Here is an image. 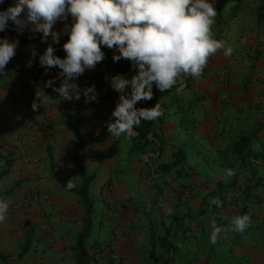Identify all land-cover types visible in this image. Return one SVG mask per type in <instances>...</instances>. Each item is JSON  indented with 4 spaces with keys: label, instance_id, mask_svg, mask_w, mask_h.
I'll return each mask as SVG.
<instances>
[{
    "label": "rangeland",
    "instance_id": "1",
    "mask_svg": "<svg viewBox=\"0 0 264 264\" xmlns=\"http://www.w3.org/2000/svg\"><path fill=\"white\" fill-rule=\"evenodd\" d=\"M217 14H220L219 10ZM215 21L212 28L214 37L223 40L226 47L234 49L235 46V51L240 50L237 57L233 54L231 57L242 62L239 64H245L244 29L238 39L240 44L232 45L230 42H236L237 39L227 37L233 29L229 17L217 15ZM65 23L70 24L71 18L58 21L53 26V31L60 34L59 43H54L51 36L47 44L42 43L40 33L33 34L28 30L20 34L12 21L0 32V37L19 40L14 57L4 72L0 73V123L5 128L0 132V199L9 202V208L16 211V232L22 241L20 247L28 239L31 255L45 256L51 250L57 254L65 250V244H68V249L73 248L82 224L83 210L79 198L62 188L53 173L66 177L75 186L80 184L71 160L74 135L64 125L61 109L55 101L48 99L37 110L32 108L36 94L42 97L46 95V81L53 82L50 89L59 96L55 89L63 83L61 70L58 67H42L39 55L48 44L53 46L55 55L61 58L66 55L63 50V44L68 39L63 32ZM33 49L35 58L32 57ZM102 50L105 59L93 70H86L75 81L81 90L78 100L81 102L83 124L80 131L85 140L80 155L87 171L95 173L90 186L93 201L92 231L85 245L92 264H161L158 258L170 254H166L151 238L161 237L162 231L158 213L161 185L157 181L162 173L159 169L161 163H157V159L170 146L171 140L167 134L172 133L173 128L172 124L168 127L167 123L172 119L170 116L174 110L186 112L194 101L198 103L211 99L217 105L216 98L221 99V102L226 100L223 92H227L224 90L233 70L227 63L229 56L219 50L209 58L202 76L186 77L183 87L160 92L154 85L152 99L142 100L136 107H151L153 100L161 105L163 115L155 120L154 126L159 146L147 144L143 149L144 141L134 139L135 130L134 134H123L119 138L108 132L107 124L110 119H115L111 113L120 95L111 88L109 78L116 74L131 77L136 72L127 67L123 58L119 62L113 61L114 49L102 47ZM253 51L254 60L236 70L243 80V87L239 89L242 98L239 108L248 118L249 114L252 115L254 125L264 128L263 51L257 44ZM29 59L33 61L31 67L27 66ZM220 70L228 71L227 79L217 78ZM93 84L98 100L86 102L83 89ZM62 100L66 108L74 113L77 99ZM256 145L264 150L263 143L257 141ZM201 146L200 142L195 144L197 148ZM227 162L228 166L224 167L234 174L228 175L224 183L226 188L238 182L244 186L252 184V169L249 166L245 165L244 170L240 171L229 166L231 160ZM261 181V189L254 196L244 194L241 200L227 197L220 216L214 213V204L206 201L202 202L206 211L204 215L195 216L199 208L187 215L177 231L178 241L172 264H264V205H258L261 195H264V175ZM193 189V185L187 187L185 195L192 194ZM242 214L250 215L251 223L241 233L233 230L231 221ZM180 219L179 216H173L168 222ZM213 219L224 229L214 244L209 238ZM57 238L62 240V246H58Z\"/></svg>",
    "mask_w": 264,
    "mask_h": 264
},
{
    "label": "clouds",
    "instance_id": "2",
    "mask_svg": "<svg viewBox=\"0 0 264 264\" xmlns=\"http://www.w3.org/2000/svg\"><path fill=\"white\" fill-rule=\"evenodd\" d=\"M4 0H0L3 4ZM215 0H13L6 9L0 10V32L9 21L15 30L23 34L40 33L42 43L51 36L59 43V33L53 31L58 21L65 23L63 32L68 39L63 44L66 55L61 58L54 54L51 44L39 55L42 67H58L63 83L55 91L65 100L80 99L81 90L75 81L86 70H93L105 59L102 47L114 49L113 61L122 58L137 69L131 77L124 74L111 76L110 86L118 92L119 100L107 124L111 136L132 135L142 121H155L163 115L161 105L136 107L142 100H151L153 86L160 92L173 87H183L186 77L202 76L210 57L219 50L231 56L233 49L225 46L223 40L213 35L217 17ZM19 40L0 37V73L14 57ZM32 57H36L33 49ZM29 59L27 66H32ZM46 81L45 87L52 86ZM130 88V91H129ZM45 93V92H44ZM86 102L98 100L95 85L83 89ZM33 110L48 102V96L36 94ZM234 173L229 170L228 175ZM75 185L67 184L69 189ZM211 204L223 206L219 199ZM9 202L0 199V223L4 222ZM236 232H244L251 223L248 214L232 218ZM210 242L216 243L224 229L213 219Z\"/></svg>",
    "mask_w": 264,
    "mask_h": 264
},
{
    "label": "crops",
    "instance_id": "3",
    "mask_svg": "<svg viewBox=\"0 0 264 264\" xmlns=\"http://www.w3.org/2000/svg\"><path fill=\"white\" fill-rule=\"evenodd\" d=\"M12 3L13 0H4L3 4H0V10L2 7L6 9V6ZM215 7L217 13L218 10L220 11L219 16L229 17V23L233 29L228 32L227 37L237 39L236 42H230V44H240L238 39L244 29L243 41L246 45V54L243 63L248 65L254 60L253 50L256 44L263 51L261 56L264 61V0H215ZM239 52L240 50L235 51L234 46L232 54L237 57ZM232 58L234 57L230 56L227 59L228 66L233 70L224 90L227 92H223L227 99L221 102V99L216 98L217 105L211 99L200 101L189 112L174 110L173 115L170 116L172 119L167 123L168 127L172 124L173 128L172 133L167 134L171 140L170 146L157 159V163H170L173 147H183L186 153L183 170L188 172L185 174L177 167L167 173H162L157 178L161 185V205L158 211L161 236L164 235L168 221L172 220L173 216L182 218L192 214L193 210L203 205V200L210 204L216 198V194L226 188L224 183L228 180V170L224 166H228L227 160H231L229 166H234V169L244 170L231 152V146L238 135L245 134L253 128L254 121L251 119L252 115L249 114L250 118H248L247 114L239 108V101L242 99L239 89L243 87V80L240 72L236 70L241 69L245 64H239L242 62ZM259 131L261 132L259 136L257 134V141L263 143L264 148V128L261 127ZM198 142L202 143L200 148L195 147ZM177 169L183 173L177 175ZM192 185L194 186L192 194L186 196V188ZM15 217L16 211L9 208L4 222L0 223V264H75L73 250L68 249V244L64 245V251L57 254L51 250L45 256L31 255V251H27L21 258H18L22 241L16 232L18 226ZM180 220L171 223H180ZM63 238L66 239L67 236ZM56 241L58 246L63 245L60 238Z\"/></svg>",
    "mask_w": 264,
    "mask_h": 264
},
{
    "label": "trees",
    "instance_id": "4",
    "mask_svg": "<svg viewBox=\"0 0 264 264\" xmlns=\"http://www.w3.org/2000/svg\"><path fill=\"white\" fill-rule=\"evenodd\" d=\"M125 60L127 67L133 69L136 72L137 69L132 67L131 62L127 59ZM177 93L178 92L176 91V94ZM46 94L49 99L55 101L57 105L61 108V112L64 118V125L66 126L67 130L72 132L75 138V143L72 146L71 160L73 163V167L76 169L77 174L79 176L80 184L69 189L67 187V184L69 182L67 181L66 177H63L57 174L56 172L53 173L56 181L62 188L73 192L79 198V202L83 210L81 218L82 224L76 235L75 243L72 248L75 264H92L90 261V255L85 245V240L90 236V233L92 231L93 201L90 194V186L95 178V173H89L87 171L83 163V159L80 155V151L85 143V140L80 131V126L83 124V117L80 113L81 102L80 100L76 101L74 107V114H72L71 111L68 110L64 105L62 98L52 93L50 86L46 87ZM156 103L159 102L157 100H153L151 102V107L155 106ZM196 103L197 101H194L192 107L186 109V112L192 111ZM154 126L155 121H143L138 127L134 129L136 131L134 139H137L138 141H144L143 149L146 148L147 144L151 147L156 145L159 146V141L157 138L158 134ZM260 129L261 126L255 124L254 127L251 128L247 133L238 135L231 146V152L235 156L236 160L239 162L240 166L244 167L245 165H247L252 169L251 179L253 182L252 184L245 185L244 194L246 196H254L258 194L261 189L260 187L262 186L261 177L256 176V171L254 167L248 161V157L252 156L255 158H260L264 164V150L259 146L256 149L251 148V145L256 144L257 142V134ZM2 130H4V126L0 123V131ZM173 149L174 150L172 152V161L170 163H161L159 165L161 173H167L177 167L178 169L180 168L183 172L186 171L183 170L186 161L185 149L179 146L173 147ZM178 169L176 170V172L177 174L181 175L183 172ZM230 186H232V184H230ZM216 197L222 202L223 206L217 208L215 205H213V211L216 215L220 216L227 197H225L223 193L221 194V191L218 196L216 195ZM204 201L205 200H203V202ZM204 213L205 210L201 205L195 216H202L204 215ZM183 219H185V217L181 218L180 223L176 222L175 224H173L171 222H168L163 236H159L157 237V239L153 238L154 236H152L153 239L151 238L152 242H156L157 244H159L160 247L165 250L166 254H170V256H161L158 258L161 264H172V256L176 252V246L178 241L177 231L179 226L182 225ZM216 220L218 221V219ZM182 229L184 230L185 228ZM153 245L155 246V244ZM28 249L29 240L26 239L21 245L17 257L21 258L28 251Z\"/></svg>",
    "mask_w": 264,
    "mask_h": 264
},
{
    "label": "built area",
    "instance_id": "5",
    "mask_svg": "<svg viewBox=\"0 0 264 264\" xmlns=\"http://www.w3.org/2000/svg\"><path fill=\"white\" fill-rule=\"evenodd\" d=\"M217 78L219 79H227L228 78V71L227 70H220L217 72ZM252 149L258 148L256 144L251 145ZM248 161L250 164L254 167L256 171V176L262 177L264 175V164L263 161L260 158L255 157H248ZM244 189L245 186L242 184V182H238L230 187H227L224 189L223 194L225 197L235 198L236 200H241L242 197H244ZM264 195H261L260 203L258 205L262 206L264 205ZM218 216V215H217Z\"/></svg>",
    "mask_w": 264,
    "mask_h": 264
}]
</instances>
